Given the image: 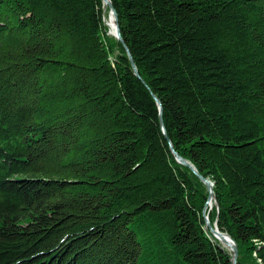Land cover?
Masks as SVG:
<instances>
[{"label": "trees", "instance_id": "obj_1", "mask_svg": "<svg viewBox=\"0 0 264 264\" xmlns=\"http://www.w3.org/2000/svg\"><path fill=\"white\" fill-rule=\"evenodd\" d=\"M110 1L140 77L102 0H0V264H231L204 214L264 264V0Z\"/></svg>", "mask_w": 264, "mask_h": 264}, {"label": "water", "instance_id": "obj_2", "mask_svg": "<svg viewBox=\"0 0 264 264\" xmlns=\"http://www.w3.org/2000/svg\"><path fill=\"white\" fill-rule=\"evenodd\" d=\"M103 3L108 6L109 8V14H112L113 15V18H114V22H115V32L113 33L114 34V37L117 38L124 46L125 48V51L127 53V56L130 60V63H131V67H132V70H133V73L137 76V77H140L139 74H138V71L136 69V66L134 64V61L132 59V56H131V53L130 51L128 50V48L126 47V45L124 44L123 42V39L121 38V34H120V30H119V26H118V15H117V12L116 10L114 9L112 3L110 0H102ZM152 97L154 98L157 106H158V110H159V122H160V127H161V130H162V133L164 134L165 138L168 140V136L166 135L165 133V129H164V124H163V121H162V105L160 103V101L158 100V98L152 94ZM169 146H170V150L172 152V154L174 155V158L175 160L182 164V165H185L186 167H188L199 179L200 181H202L207 189H208V197H207V201H206V205L208 203V201L211 199V198H214V194H213V191H212V182L209 181L208 179H206L205 177H203L193 166L192 164H190L188 161H186L185 159H183L175 150L174 148L172 147V144L169 142ZM205 209L206 207H204L203 209V213L205 212ZM204 220H205V224H206V227L209 228L210 232L212 234H215L217 235L218 237L216 238L220 243H222V241L225 240V237H227L232 243L231 244H228L227 248L228 250L231 251V264H235L236 262V259H237V256H238V248H237V245L236 243L234 242V240L227 234V233H223V232H220L217 228H214L212 227V225L210 224L209 220H208V217L206 214H204Z\"/></svg>", "mask_w": 264, "mask_h": 264}, {"label": "bare ground", "instance_id": "obj_3", "mask_svg": "<svg viewBox=\"0 0 264 264\" xmlns=\"http://www.w3.org/2000/svg\"><path fill=\"white\" fill-rule=\"evenodd\" d=\"M107 25L109 26V29H110V32L111 33H114L115 32V22H114V18H113V15L112 14H109L108 15V18H107ZM213 205V198H211L208 203H207V207L210 209ZM213 236L215 238H217L218 236L213 234ZM232 242L227 238L225 237V240L222 241V244H224L225 246H228V244H231Z\"/></svg>", "mask_w": 264, "mask_h": 264}, {"label": "rangeland", "instance_id": "obj_4", "mask_svg": "<svg viewBox=\"0 0 264 264\" xmlns=\"http://www.w3.org/2000/svg\"><path fill=\"white\" fill-rule=\"evenodd\" d=\"M104 4V3H103ZM105 4H104V7H103V10H104V12H105V14H104V18H103V22H104V24L107 26V18H108V15H109V9L107 8L108 6H106V8H105ZM108 27V26H107ZM108 34H110V35H112V36H114V34L113 33H111L110 32V29H108V32H107ZM117 39V38H116ZM222 244V243H221ZM222 245H224V244H222ZM225 246V245H224ZM226 248H227V246H225Z\"/></svg>", "mask_w": 264, "mask_h": 264}]
</instances>
